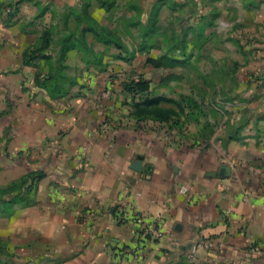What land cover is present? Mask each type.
Wrapping results in <instances>:
<instances>
[{
	"label": "crops",
	"instance_id": "crops-1",
	"mask_svg": "<svg viewBox=\"0 0 264 264\" xmlns=\"http://www.w3.org/2000/svg\"><path fill=\"white\" fill-rule=\"evenodd\" d=\"M67 1L0 0V185L43 175L28 184L31 204H10L0 217L6 251L20 249L16 264H264V121L252 120L253 135L240 144L215 104V117L191 99L182 110L170 105L181 113L178 125L137 116L123 85L125 73L137 72L134 61L106 59L100 69L79 50L66 60L83 82L45 83L24 54L63 14L78 24L76 0ZM146 80L155 97L156 83ZM119 210L158 223L163 238L126 256L135 225L120 223ZM194 243L202 246L191 260Z\"/></svg>",
	"mask_w": 264,
	"mask_h": 264
},
{
	"label": "rangeland",
	"instance_id": "rangeland-1",
	"mask_svg": "<svg viewBox=\"0 0 264 264\" xmlns=\"http://www.w3.org/2000/svg\"><path fill=\"white\" fill-rule=\"evenodd\" d=\"M75 2L78 10L73 15L78 24L71 27V16L63 14L57 26L51 29L53 41L47 49L49 53L60 55L66 39L81 40L82 32L89 30L85 37L94 40L92 47L101 45L105 51L97 49L100 55L95 48L91 53L80 51L81 61L100 69L106 67V59L110 62L112 58L128 63L134 61L132 67H136L132 70L137 72L131 73L156 83L155 98L164 100L161 106L169 108L174 103L191 99L197 104L210 106L207 114L215 117L211 108L215 104L217 110L222 111V118L216 115L215 119L225 123V133H235L236 137L232 140L240 144H245L247 138L253 135L250 130L252 120L255 123L256 120L260 123L264 121V0ZM84 4L93 8L92 13L101 16L105 23L103 26L96 18L89 17L86 10H80ZM90 30L117 46L102 45ZM38 45L40 47L41 43ZM48 52L38 54L32 60L40 70L42 81L63 85L73 80L83 82L78 68H69L66 58L55 61L45 59L48 56L44 58L43 55ZM148 58L161 63L154 67L147 64ZM175 62H179L178 65L171 66ZM128 74L125 73L123 78H128ZM255 129L257 131V126ZM222 136L223 133L219 137ZM255 136L256 143L262 141L261 134L256 132ZM222 141L227 146L230 139ZM28 184H31L30 180L27 182L24 178L12 186L0 185V217H6L12 205L10 201L16 198L32 203ZM0 229H6L5 223ZM2 230L0 264H16L21 260L17 255L20 249H15V253L6 251L7 236Z\"/></svg>",
	"mask_w": 264,
	"mask_h": 264
},
{
	"label": "trees",
	"instance_id": "trees-1",
	"mask_svg": "<svg viewBox=\"0 0 264 264\" xmlns=\"http://www.w3.org/2000/svg\"><path fill=\"white\" fill-rule=\"evenodd\" d=\"M86 13H88L86 11ZM89 15V13L87 14ZM91 15H89L90 17ZM51 28H47L45 32H43V41L41 42V46L38 47V49H34L32 50V52L26 53L24 54V62L26 64H30L32 62V60L34 59V57L39 54L42 55L45 51H47V49L50 48L51 42L53 41L52 37H51ZM89 31V30H88ZM87 30L82 32L81 35V40L77 39L75 41H73V38H69L66 39L63 44L62 47L60 49V60H63L64 58H66V56L68 55V53L75 51V50H79V51H83L85 53H91L93 52L92 50V45L89 44L86 41V33L88 32ZM91 32H93L95 34L96 40L101 43L104 46H108V45H113V46H117L116 44L112 43L110 40L103 38V36H100L97 34V32L90 30ZM90 32V33H91ZM72 42H75V44H72ZM43 57H47L45 54L43 55ZM121 58V56H120ZM45 59H50V57H47ZM161 62H156V60L152 59V58H148L147 60V64H150L154 67L158 66ZM179 62H175V63H171V66H176L178 65ZM134 76L136 78H134ZM39 84H42V82H38ZM45 83H47L45 81ZM124 87L126 89V91L132 96V100H133V105L134 108L136 109L135 114L137 116H145V117H152L154 120H158L161 123L162 122H170L173 121L174 125H178L179 124V120H180V112L176 111L175 109L172 108H163L161 107L160 103L164 100H161L159 98H155V97H150V82L144 80L143 76L139 75H134L133 73H129L128 74V78L125 79V81L123 82ZM44 85V84H42ZM56 93H60L58 91H55ZM175 106H178V109H181V103H174ZM41 176H43L42 174L39 173H34V174H30L26 180L27 182L29 180L32 181V184L38 182L41 179ZM24 202V199H14L12 201H10V203L12 204H17V203H22Z\"/></svg>",
	"mask_w": 264,
	"mask_h": 264
},
{
	"label": "built area",
	"instance_id": "built-area-1",
	"mask_svg": "<svg viewBox=\"0 0 264 264\" xmlns=\"http://www.w3.org/2000/svg\"><path fill=\"white\" fill-rule=\"evenodd\" d=\"M181 192L186 193L187 189L184 187L181 189ZM115 215L120 223H127L129 220H132L135 225V246L126 247L122 250V252L126 253L129 257H136L139 253V248H142L147 242L151 240H161L163 238V234L158 223L149 222L143 216L138 214L134 215V217L130 219V215L122 210L116 211ZM201 246L202 245L199 243H194L192 245L188 254L189 259L194 260L196 258L198 250ZM253 251L255 252L256 249L253 248Z\"/></svg>",
	"mask_w": 264,
	"mask_h": 264
},
{
	"label": "water",
	"instance_id": "water-1",
	"mask_svg": "<svg viewBox=\"0 0 264 264\" xmlns=\"http://www.w3.org/2000/svg\"><path fill=\"white\" fill-rule=\"evenodd\" d=\"M134 169L141 170V166L140 165H136V166H134Z\"/></svg>",
	"mask_w": 264,
	"mask_h": 264
}]
</instances>
